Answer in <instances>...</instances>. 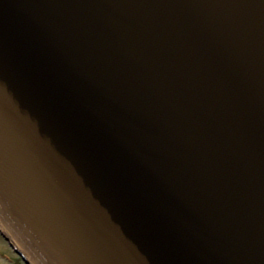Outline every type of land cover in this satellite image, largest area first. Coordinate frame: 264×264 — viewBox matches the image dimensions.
I'll list each match as a JSON object with an SVG mask.
<instances>
[{
	"label": "water",
	"instance_id": "obj_1",
	"mask_svg": "<svg viewBox=\"0 0 264 264\" xmlns=\"http://www.w3.org/2000/svg\"><path fill=\"white\" fill-rule=\"evenodd\" d=\"M0 233L26 264H264V0H0Z\"/></svg>",
	"mask_w": 264,
	"mask_h": 264
},
{
	"label": "rangeland",
	"instance_id": "obj_2",
	"mask_svg": "<svg viewBox=\"0 0 264 264\" xmlns=\"http://www.w3.org/2000/svg\"><path fill=\"white\" fill-rule=\"evenodd\" d=\"M0 264H24L9 243L0 235Z\"/></svg>",
	"mask_w": 264,
	"mask_h": 264
}]
</instances>
